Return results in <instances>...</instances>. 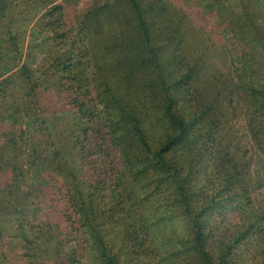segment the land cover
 Listing matches in <instances>:
<instances>
[{
	"label": "trees",
	"instance_id": "1",
	"mask_svg": "<svg viewBox=\"0 0 264 264\" xmlns=\"http://www.w3.org/2000/svg\"><path fill=\"white\" fill-rule=\"evenodd\" d=\"M73 4L0 0V264H264V1Z\"/></svg>",
	"mask_w": 264,
	"mask_h": 264
},
{
	"label": "rangeland",
	"instance_id": "2",
	"mask_svg": "<svg viewBox=\"0 0 264 264\" xmlns=\"http://www.w3.org/2000/svg\"><path fill=\"white\" fill-rule=\"evenodd\" d=\"M74 3V0H71ZM100 0H75V5L78 9H83L88 5L98 2ZM264 1V0H262ZM78 3V4H77ZM212 9L209 8L208 4L204 8L203 13H211ZM31 29V28H30ZM43 36L34 33L33 31L29 30L26 35L25 45H24V59L29 65H37L40 63L41 59L44 57L45 53V43H43ZM233 130L236 131L241 139H244L245 128L240 120V117L233 122ZM48 198V196L46 197Z\"/></svg>",
	"mask_w": 264,
	"mask_h": 264
}]
</instances>
